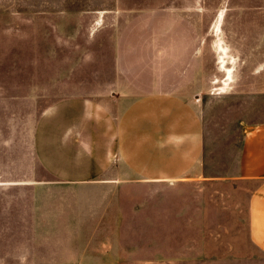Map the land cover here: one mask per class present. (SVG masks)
Wrapping results in <instances>:
<instances>
[{
	"label": "rangeland",
	"instance_id": "1",
	"mask_svg": "<svg viewBox=\"0 0 264 264\" xmlns=\"http://www.w3.org/2000/svg\"><path fill=\"white\" fill-rule=\"evenodd\" d=\"M114 91L193 100L196 161H179L189 142L145 144L127 170L53 177L34 151L41 113ZM260 121L264 0H0V264H264L249 238L258 181L237 176L243 130Z\"/></svg>",
	"mask_w": 264,
	"mask_h": 264
},
{
	"label": "crops",
	"instance_id": "2",
	"mask_svg": "<svg viewBox=\"0 0 264 264\" xmlns=\"http://www.w3.org/2000/svg\"><path fill=\"white\" fill-rule=\"evenodd\" d=\"M168 97L162 104L153 94L124 103L120 93L114 91L102 100L88 96L58 100L39 117L36 157L53 177L67 180L93 179L115 161L127 170L130 156L143 154L145 144H172L177 149L189 142L179 161L193 163L201 145L195 102L174 94ZM161 114H169L162 138ZM131 167L142 177L167 176L166 172ZM237 176L258 181L249 197V238L264 253V121L243 130Z\"/></svg>",
	"mask_w": 264,
	"mask_h": 264
},
{
	"label": "bare ground",
	"instance_id": "3",
	"mask_svg": "<svg viewBox=\"0 0 264 264\" xmlns=\"http://www.w3.org/2000/svg\"><path fill=\"white\" fill-rule=\"evenodd\" d=\"M221 14H222V12H220L219 15H221ZM217 31H219V30H217ZM216 50L218 52V54H217L218 61L217 62L219 64L220 70H222L224 72V75H226L224 80L225 81H228V80L230 81V80H232V70H233V68L229 64L233 62L234 58L231 55L228 54L227 46L224 45L221 42L220 39L216 42ZM217 81H218L217 79L214 80L215 83ZM219 88H221V87H219ZM222 88H223V86H222Z\"/></svg>",
	"mask_w": 264,
	"mask_h": 264
},
{
	"label": "built area",
	"instance_id": "4",
	"mask_svg": "<svg viewBox=\"0 0 264 264\" xmlns=\"http://www.w3.org/2000/svg\"><path fill=\"white\" fill-rule=\"evenodd\" d=\"M195 100H198V97H196Z\"/></svg>",
	"mask_w": 264,
	"mask_h": 264
}]
</instances>
